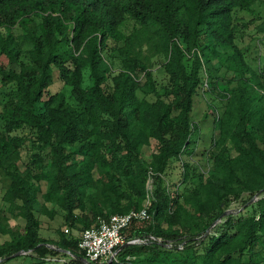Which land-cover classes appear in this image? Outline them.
Returning a JSON list of instances; mask_svg holds the SVG:
<instances>
[{"label":"trees","instance_id":"trees-1","mask_svg":"<svg viewBox=\"0 0 264 264\" xmlns=\"http://www.w3.org/2000/svg\"><path fill=\"white\" fill-rule=\"evenodd\" d=\"M257 1L0 0L3 201L25 221L22 235L0 243V261L52 244L80 264V236L40 235L39 195L82 232L142 208L150 190L148 219L125 229L139 241L120 245L109 264H264V68L257 73L236 41ZM157 66L169 84L157 85ZM221 68L232 78L219 77ZM204 71L223 109L202 172L190 157ZM54 73L72 101L51 90ZM151 139L146 162L140 148ZM235 201L241 207L230 209Z\"/></svg>","mask_w":264,"mask_h":264},{"label":"rangeland","instance_id":"rangeland-1","mask_svg":"<svg viewBox=\"0 0 264 264\" xmlns=\"http://www.w3.org/2000/svg\"><path fill=\"white\" fill-rule=\"evenodd\" d=\"M257 14L245 15L244 20L247 26L239 32L236 41L240 46L246 62L257 72H263L264 66V31L259 30L261 22L264 18V0H258L254 5ZM254 17L255 19L250 22L249 19ZM28 46L23 44V48L26 49ZM187 62L190 63V58H186ZM157 61V60H156ZM161 59H158L160 62ZM154 77L158 86L169 84L167 75L163 72V69L159 66L154 68ZM232 71L221 68L218 70V76L222 78H232ZM144 81V80H143ZM210 78L207 77L206 72L203 73V87L197 92L194 97V106L192 110V120L198 125L197 132V147L196 151L190 157V160L194 162L199 171L205 172L210 167V163L207 160V151L213 144L212 141L218 135L217 124L214 121V116L220 115L222 112V105L218 104V96L214 92H209ZM88 74L85 75L84 84H88ZM207 83V86H206ZM223 85V84H222ZM234 86V83L229 84V88ZM52 91H63L68 97L69 101H72L69 97V87L65 86L59 79L58 73H54V83L51 86ZM259 91L264 92V88L260 87ZM219 95V94H218ZM209 104L216 105L215 113L210 112L208 107ZM217 116V117H218ZM156 147V141L150 140L149 146L140 148L142 158L149 162L151 160V154L154 152ZM228 152L230 155L234 154L231 145L228 143ZM28 150L23 148L21 151V159H27ZM177 177H174L176 180ZM8 185V180L4 173L0 170V243L7 240L14 239L24 233L23 227L25 221L20 217H14L10 212L7 211L6 203L3 201V194ZM99 184L92 186L88 189L85 197L87 201L91 196L97 193ZM147 187L153 188L152 179L147 182ZM171 190V186H170ZM264 196V193L262 194ZM254 200L257 197L253 198ZM150 204V190L147 198L142 202V205L149 207ZM241 207V201H235L231 204L230 209H237ZM84 214L87 215L88 208L85 209ZM81 214V211H77ZM78 214V215H79ZM63 211L54 203L45 201L40 195L37 198V203L34 207V216L39 222V232L44 239H50L56 241L59 238V230H69L68 233L79 237L81 230L73 229L66 225L64 221ZM90 215V214H89ZM51 251H47L44 254H39L35 251L22 252L21 255H15L0 261V264H67L70 263L71 257L62 252H58L54 249L52 244H47ZM49 249V250H50ZM55 251V252H54Z\"/></svg>","mask_w":264,"mask_h":264},{"label":"built area","instance_id":"built-area-1","mask_svg":"<svg viewBox=\"0 0 264 264\" xmlns=\"http://www.w3.org/2000/svg\"><path fill=\"white\" fill-rule=\"evenodd\" d=\"M148 217L147 206L144 205L140 209H131L126 213L112 214L107 218L98 219L96 225L84 229L80 234L78 242L82 253L78 257L80 264H109L117 261L116 249L120 245L139 241L128 238L125 229L132 221H142ZM66 253L70 254L69 251Z\"/></svg>","mask_w":264,"mask_h":264}]
</instances>
